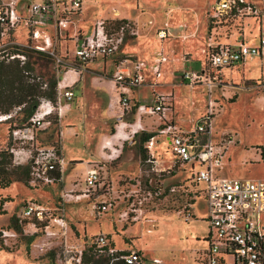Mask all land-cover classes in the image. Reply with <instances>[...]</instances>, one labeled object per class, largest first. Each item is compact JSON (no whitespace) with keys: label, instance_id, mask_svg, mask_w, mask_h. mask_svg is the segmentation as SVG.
I'll return each mask as SVG.
<instances>
[{"label":"built area","instance_id":"built-area-1","mask_svg":"<svg viewBox=\"0 0 264 264\" xmlns=\"http://www.w3.org/2000/svg\"><path fill=\"white\" fill-rule=\"evenodd\" d=\"M82 3L83 0H0V60L5 56L6 61L18 60L22 65L25 62L23 51L30 49L51 56L57 75H60V67L67 66L56 53L59 40L74 44L73 60L84 68L99 59L115 56L127 36L137 35L134 24L122 21L113 25L105 19L95 20L88 34L75 32L69 35L68 30L73 18L80 13ZM206 16L208 37L202 52L208 69L186 71L182 75L188 86L200 85L207 92L205 112L191 129H181L167 118V112L172 109L171 94L156 95L150 102L136 106L130 103L128 95L145 81L142 73L145 63L136 62L134 73L129 75L116 67L112 75L119 91L122 114L134 108L135 119L120 121L116 127V131L125 130L121 139L130 140L144 132V116L156 117L160 121L159 127L143 145L146 153L143 164L149 167L146 171L160 179L186 168L187 179L166 186L160 180L151 183V179L143 184L140 173L133 179L124 177L109 183L103 177L105 166L96 163L88 165L83 173L80 189L75 190L73 183L72 188L66 190L67 164L62 153L60 123L73 98V83H64L61 76L55 100L39 101L26 124L11 131L8 148L12 165L28 166L27 186L32 189L55 187L61 201L52 208L32 200L25 202L15 217L20 232L11 227L0 228V239L7 243L17 240L20 235L32 238L33 248L39 254L52 255L53 264H84L85 254L107 257V264H149L140 251L117 249L102 234L90 240L83 235L81 239L67 221L63 205L85 201L94 217L118 209L117 220L123 227L145 221L153 228V222L144 215L154 200L171 197L175 203L183 205L176 214L188 221L195 200L200 198L205 205L207 224L203 264H264V178L239 180L220 174L232 140L226 134L215 140L213 120L218 106L212 99L213 91L221 84L219 71L241 64L264 50V0H212ZM246 23L247 26L252 24V29L256 28V43L245 39ZM18 30L24 31V43L16 40ZM222 32L228 39L233 35L239 38L234 43H221L218 38ZM169 34V29L165 28L159 30L157 37L163 40ZM164 61L161 55L155 59L150 68L155 76H159L160 64ZM255 88L264 96V78L256 82ZM21 108L0 113V123L14 119ZM51 118L58 124V141L51 146H39L35 140L36 132L45 130ZM159 137L166 138L167 149L173 158L167 167H158L154 149ZM103 149L108 152L106 160L114 161L122 144L115 146L107 140ZM257 153L264 165V148H259ZM151 231L148 229L147 233ZM152 264L162 262L154 259Z\"/></svg>","mask_w":264,"mask_h":264},{"label":"rangeland","instance_id":"rangeland-1","mask_svg":"<svg viewBox=\"0 0 264 264\" xmlns=\"http://www.w3.org/2000/svg\"><path fill=\"white\" fill-rule=\"evenodd\" d=\"M92 1L85 0L84 6H86V10L81 15L73 18L75 23L78 22L77 26L85 27L91 25L94 20ZM120 1L122 2V0ZM208 1L210 0H140L144 4V8L139 6V0H124L123 2L127 3L124 9L130 15L133 13L134 7L135 15L140 16L144 13L141 23L146 22L145 27H150V35L156 37L159 30L163 28L164 22L162 21L167 19L169 15L171 16L170 20L173 22H176L178 18L183 19L185 17L183 21L190 22L192 25L191 21L194 22L196 16L201 20L200 28L202 29L205 25V10L203 8L207 6ZM105 2L106 0H102L103 8H105ZM115 2L117 3V0ZM169 9L172 10V14L168 13ZM108 21L114 22L113 20ZM140 24H135L138 33H140L142 28ZM22 34L23 30L17 31L16 39L18 42L24 43ZM246 35L249 43L257 42L254 34L249 35V31H247ZM148 37L150 38L149 35ZM126 44H131V42ZM64 47L68 51L69 56L63 57L62 50L57 54L62 57L64 64L69 63L72 67L79 68L77 71L79 79L71 89L73 98L69 102L70 110L66 111L61 121V130L64 134L61 138L62 153L67 165L68 162H73L71 161L72 159L81 158L80 160H82V164L75 165L73 163L67 166L64 185L66 190L71 189V184L73 183L76 185L74 187L75 190L82 187L80 185L83 177L81 171L86 162L104 165L105 173L103 177L109 183L116 182L124 177L133 179L139 176L140 173V179L143 184L150 179L151 183L160 180L166 184L181 181L185 177V173L188 176V173L185 172L187 171L186 168L184 172L177 173L173 178L165 175L160 179H156L149 174L146 171L149 167L141 162L139 156V151L144 152V148L140 144V135H136L133 138V142L124 144L116 160L103 162L100 156L98 157V147L91 140L84 143L83 129L80 131L81 136L79 138L67 133L68 128L64 127L66 122L67 124L70 123L69 125H73L74 128L82 126L84 123L90 127L89 129L105 127L106 134L109 136L113 133V126L117 124L118 118L112 117L107 120L93 121V118L97 117L99 112L94 107L97 108L100 102H105L107 97L105 94L100 96L94 94L95 92L90 87V79L86 77L100 75L111 79L114 70L113 65L109 67L108 63L109 68L105 66L104 69H101V67H97L99 64H88L87 66L90 65L89 68L92 70L89 68L84 70L72 60V42L62 43V49ZM1 56H4V53ZM188 57L191 58L192 55L190 54ZM4 59L5 56L1 61H6ZM33 68L34 71L32 73L27 72L26 74L31 81H37V76H41V80L44 81L55 76L54 67L48 59H44L42 66L35 64ZM191 69H199V63H185L184 69L173 65V72L165 74V77L160 81L161 84L166 85L164 87L159 86L156 89L157 92H173L175 99L173 118L178 123L183 122L186 128L192 127L200 119L205 112L207 103L206 88L202 86H187V82L182 77L183 71H190ZM66 71V67H60V77ZM237 73L240 74V77ZM221 75L223 76L219 77L221 84L213 91L212 99L215 100L218 106V113L213 120L215 140H218V136L222 134L229 135L232 140V143L228 146L224 161V173L231 179H262L264 178V165L260 161L257 152H259V148H264V96L256 89H253V85L264 76V51L261 58L247 59L243 66L239 65V71L235 68H224L221 71ZM83 76L86 78L82 80ZM138 91L139 96L144 100L143 102L151 100L149 89L142 87ZM77 109L79 111L83 109L85 112L83 120ZM117 111L119 110L117 109ZM119 115H121V111ZM121 116L126 122L133 121V112H127ZM74 117H76V120L70 121ZM16 119L18 120L19 118ZM147 122L149 123L150 121L148 120ZM6 127L4 123L0 125V149H4L7 141ZM52 138L53 136L49 139V142L52 141ZM166 148V138L161 137L156 149L162 154L164 159H169L172 156ZM85 159L88 161H85ZM158 167L161 166L158 165ZM139 170L142 172H139ZM120 172L126 174L120 175ZM0 199H6L7 202L5 206H0V228L9 227L10 219L16 217L25 202L37 201L52 208L57 202L61 201L58 190L55 187L32 189L19 182H13L4 189L0 188ZM63 209L67 221L77 229L76 231L81 239L84 234L88 240L102 234L108 237L116 248H131L140 251L149 264H152L154 259L161 260L162 264H199L200 256L196 254L195 260H193L194 253L203 249L204 244L201 239L207 233L206 222L202 220L205 216V211L200 201L197 202L193 209L194 217L184 221L182 216L176 214L183 209V205L175 203L171 198L154 200L153 204L146 208V214L144 215L145 219L153 222V228L145 221L123 227L117 220L118 209L94 217L91 215L90 205L86 204L85 201L66 203L63 205ZM148 229L152 230L151 233H147ZM27 239L28 237L23 235H20L17 240L7 243L0 239V264H53L52 255L39 254L32 246L34 241L27 244Z\"/></svg>","mask_w":264,"mask_h":264},{"label":"crops","instance_id":"crops-1","mask_svg":"<svg viewBox=\"0 0 264 264\" xmlns=\"http://www.w3.org/2000/svg\"><path fill=\"white\" fill-rule=\"evenodd\" d=\"M84 1L85 0H83L80 13L76 16L81 15L86 10V6H84ZM123 1L124 0H122V2L120 0H117V3H116L115 0H106L105 8H103L102 0H93L92 4L94 6V13H93L94 20L92 21L91 25L81 27L79 25L77 26L78 22L77 23L73 22V24L70 26V28L68 30L69 35L72 36V34L75 32L79 33L80 35L88 34L92 29V25H93L94 21L97 19L113 20L115 22L116 21L117 22L126 21V22H130L134 25L136 23L140 24L142 21V18L144 17V13L141 14L140 16L135 15V7H134L133 13L130 15L129 13L125 12L124 8L127 5V3L125 4ZM211 2H212V0L208 1L207 6L203 8V10H205L204 11V18H205L204 23H205V25L202 29L200 28L201 20L198 19V17H196V16H195L194 22L191 21L193 23V25H192L190 22L183 21V19H185V17H183V19L178 18L176 20V22H173L172 20H170L171 16L169 15V17H167V19L162 21V22H164L162 29L168 28L170 34L165 39L160 40L159 38H157V36L152 37L150 35V27L149 26L145 27L146 22H144V23L142 22L140 24L142 27L140 33H138V29H137V35L127 36L125 38L122 46L120 47L119 52L115 56L110 57V58H105V59H99V60H97L93 63H89V64H91V65H93L94 63L99 64L97 67L98 68L101 67V69H104L105 66L107 68H109V67H111V65H113V69H114L113 72L116 70V67H118L125 74L129 75V74L134 73V65L136 62L145 63V68L142 71L145 81H144V83H142L138 87L134 88L131 91V93L128 95V97L130 99V103L134 106L141 104V103H146V102H143L144 100L141 99L142 97L139 96L138 89H140L142 87L150 90V96L149 97L151 98V100L156 95L171 94L172 95V109L169 112H167V115H166L167 118L169 120H171L172 123H175L176 125H178L181 129H184V130L191 129L193 127V125L190 128H186V125L183 124V122L178 123L173 118V116H174L173 107H174V100H175L173 92H165V93L157 92L156 89L159 86L164 87L166 85V84L165 85L161 84L160 81L165 77V74H167V73L170 74L173 72L172 71L173 65L178 66V68H180V69H184L185 63L197 62V63H199V69H195V70L191 69L192 71L200 72L204 69H208V68H206V57L203 54L202 50L207 43L208 21H207L206 14H207V11H208V8H209ZM119 6H120V8H119ZM139 6L144 8V4L141 3L140 0H139ZM165 13H167V12H165ZM168 13L172 14L173 12H172V10L169 9ZM150 19H152V18H150ZM251 25L247 26V23L245 24L244 31H243L245 33V39H247V35H246L247 31H249V35H251L253 33L255 35L254 38L256 37V28L252 29ZM48 30H49V32H51L52 28L49 27ZM20 31H22V30H20ZM16 33H17V31H16ZM16 33H15V37H16ZM24 35L25 34L23 31V34H22L23 42H25ZM148 35L150 36V38H153V39H150L148 37ZM238 38H239L238 36L233 35L232 37H230L228 39V38H226L225 33L222 32V36L220 38H218V40L221 43H234L236 40H238ZM127 42H131V44H126ZM19 43H21V42H19ZM72 47L73 48L71 50V57L73 60V57H74L73 56V51H74V44L73 43H72ZM263 51L261 52L260 55H258L256 57L261 58L263 55ZM62 52L64 53L65 51L62 50ZM176 53H178V54L176 55ZM190 54L192 55L191 58H193V59L188 57ZM160 55L163 56L165 61L160 64L159 76L157 77L153 74V72L150 68L152 65H154L155 59H157ZM68 56H69V54H68ZM252 58H254V57H252ZM252 58H249V59H252ZM245 61L242 62L241 64H238V65L232 67V68H235L239 71V65L243 66ZM108 63H109V67H108ZM65 65L67 66L66 67L67 71L64 72V74L62 75V79H64L63 82L64 83L71 82L74 85L79 79V76L77 74V71L79 68L72 67L69 63H65ZM86 66L84 67V70L86 68H89L90 65L87 67ZM232 68H227V69H232ZM71 69H75V71H70ZM90 70H92V69H90ZM221 71H219V76L223 77L221 75ZM183 72H186V71H183ZM237 75L240 77L239 73H237ZM86 77H89V79H90V87L95 92L94 94H96L97 96L105 94L107 97V100L105 102H100L99 103L100 105H98L97 108L94 107L95 109H97L99 111L98 112L99 116L97 115V117H94L93 121L97 122V121L107 120V119H110L112 117H115V118H118V120H117L118 122H117V124H115L113 126V133H111L109 136L106 134V128L105 127L101 128V129L95 128L96 130L95 129H89L90 127H88L87 125H85L83 123L82 126H77L74 128L73 125H69L70 123L67 124V122L64 125V127H67L68 128L67 133L71 134V136H73L75 138H79L81 136L80 131H81V129H83V136L85 139L84 143L86 141L89 142L91 140L96 145V147H98V157L100 156V158L103 162H107L106 157H105V154H107V151L105 149H103V144L105 141L110 140L112 142V144L115 146H119L120 144H122V146H123L124 143L133 142V138L130 140L123 141L121 138L123 137L125 130L116 131V127H117L118 123L120 121L121 122H126V121H124V119L121 116L122 112H121V115H119V113L121 111L120 106H119L120 96H119V91L116 89V87L113 83L112 76H111V79L100 76V75L92 76V77L86 76ZM86 77L83 76L82 80ZM263 78H264V76H262L259 80H262ZM82 80H81V82H82ZM255 85L256 84L253 85V89H256ZM167 86H169V85L167 84ZM198 86H200V85H198ZM150 101H148V102H150ZM117 109L119 111H117ZM67 110H70V106L68 107ZM67 110H65V113ZM77 111H78L79 115H82L81 119L83 120V117L85 118V112L83 111V109H81V111H79V109H77ZM65 113H64V116H65ZM79 115H78V117H79ZM134 119H135V116H134V112H133V120ZM75 120H76V117L71 118L70 121H75ZM148 120L150 121L149 123L147 122ZM159 124H160V121L156 117H145L144 116L142 118V126L145 130L144 131L145 133H153L159 127ZM62 136H64L63 133H62ZM160 138L161 137H159L157 139V143L155 145L154 150H155V154H156L158 164L161 167H167L168 165H170V163H172L173 158L171 157L169 159H164L162 154L159 151H157L156 146H157ZM80 159L81 158L72 159L71 161H73V162H68V163L80 162V163H76L75 165L82 164V160H80ZM166 160H167V162H166ZM85 161H88V160L85 159ZM130 163H132V162H130ZM90 164H96V163L86 162V164L84 165V167L81 171L82 174L86 171L88 165H90ZM140 171L141 170H139V172ZM184 171H185V169H181V170H177V171L175 170L174 172H172L169 175V178H173L177 173H181ZM185 172H187V171H185ZM122 174H126V173L120 172V175H122ZM220 174L227 177L224 173V167L221 168ZM184 175H185V177L181 181H184L185 179H187V177H188L187 174L185 173ZM178 182H180V181H174L171 183H166L164 185L165 186L171 185V184L178 183ZM199 187H202V185H200ZM198 201H200L202 203V207L205 211V216L202 219L205 221L206 209H205L204 202L200 198H197L195 200L193 206H192V210H191L192 211V213H191L192 217H194L193 216V209L196 206ZM6 203L7 202H4L3 205L5 206ZM206 227H207V224H206ZM75 230H77V229L75 228ZM206 235H207V233H206ZM206 235L202 236V239H201L202 243L204 244L203 249L197 250L194 253V257H193V260H195V255L199 254V256H200L199 261H198L199 264H203L202 256H203V252L206 250V244L204 242ZM117 249L128 250L131 248H117Z\"/></svg>","mask_w":264,"mask_h":264},{"label":"trees","instance_id":"trees-1","mask_svg":"<svg viewBox=\"0 0 264 264\" xmlns=\"http://www.w3.org/2000/svg\"><path fill=\"white\" fill-rule=\"evenodd\" d=\"M112 23L113 25L119 24V22L117 21L116 22L114 21ZM67 41L69 40H59L57 42L56 53H59L60 50H64L68 56V51L66 50V48L64 47L62 49V43H65ZM23 52L25 55V59L27 60H25L24 64L22 65L19 63L18 60H12V61L0 60V113L7 114L13 111L14 108L22 106L21 110L16 114L14 119L8 122H4V124L7 125V141L4 149H0V188L1 189L9 187V185L13 182H19L25 186L27 185L28 172H29L28 166L12 165L11 156L8 152V148L11 145V141H10L11 131L16 128L22 127L23 125L26 124L27 120L34 113L41 99H46L50 101L55 100L57 94L56 86L58 80L60 79V75H57L56 68L54 66V60L51 56H49L46 53L36 52L30 49H25ZM44 59H48L49 61H51L54 67L55 76H53L52 78H48L46 81L41 80V76H37V81H31L28 75H26L27 72L32 73L34 71L33 65L35 64L38 66H42ZM206 66L208 67V65ZM133 110L134 108L132 109V111ZM16 118L19 119L17 120ZM60 127H61V123H60ZM58 130L59 128L56 120L54 118H51L50 124L45 130L36 132L35 140L37 144L43 147L54 145L58 141ZM139 135L141 136L140 144L143 147L144 143L148 141V139L153 134L142 132ZM52 136H53V138L51 139L52 141L49 142V139ZM139 156L141 162L143 163L146 159L145 150L144 152L139 151ZM76 163H80V162H75L74 164ZM72 164L73 163L71 164L68 163L69 166ZM167 198H171V197H167ZM4 202H6V199H0V206H2ZM70 225L72 230H74L76 234L77 231L75 230L72 224ZM9 227L14 228L15 230L20 232V227L16 224V220L14 217L10 219ZM32 240H33L32 238H28L27 244L31 243ZM108 260L109 259L107 257H103V256L97 258L91 254L89 255L85 254L84 256V264H107Z\"/></svg>","mask_w":264,"mask_h":264}]
</instances>
